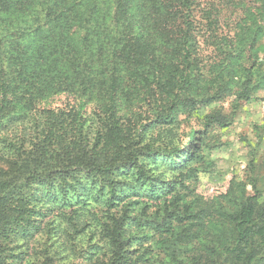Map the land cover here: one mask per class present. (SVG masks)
<instances>
[{"label": "trees", "instance_id": "16d2710c", "mask_svg": "<svg viewBox=\"0 0 264 264\" xmlns=\"http://www.w3.org/2000/svg\"><path fill=\"white\" fill-rule=\"evenodd\" d=\"M263 35L264 0H0V264H264V173L208 203L230 119L184 125Z\"/></svg>", "mask_w": 264, "mask_h": 264}, {"label": "rangeland", "instance_id": "374dc122", "mask_svg": "<svg viewBox=\"0 0 264 264\" xmlns=\"http://www.w3.org/2000/svg\"><path fill=\"white\" fill-rule=\"evenodd\" d=\"M251 51L252 59H248V52H245L240 61L251 66L252 74H249L251 77L246 84L241 85V80L233 87L239 93L233 92L224 99L211 100L184 124L187 132L190 127H204L208 114L223 113L230 119L226 126L212 125L207 133L211 146L206 159L210 167L207 166L206 171L199 173L196 192L208 203L211 200L217 201L218 198L223 200L229 187L235 192L232 195H241L237 184L249 188V175L254 162L255 171L264 173V35ZM224 73L225 71H220V67H213L211 73L206 75L204 82L210 92L219 79H226ZM243 93L246 97H241ZM72 102L70 95L60 93L53 98L52 106ZM228 205L230 206V202Z\"/></svg>", "mask_w": 264, "mask_h": 264}]
</instances>
